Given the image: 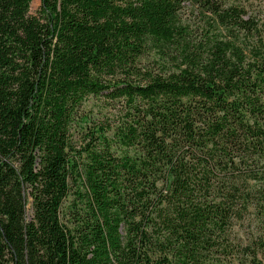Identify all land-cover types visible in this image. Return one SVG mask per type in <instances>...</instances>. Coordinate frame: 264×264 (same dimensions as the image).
Returning <instances> with one entry per match:
<instances>
[{
	"label": "trees",
	"instance_id": "16d2710c",
	"mask_svg": "<svg viewBox=\"0 0 264 264\" xmlns=\"http://www.w3.org/2000/svg\"><path fill=\"white\" fill-rule=\"evenodd\" d=\"M32 1L0 0V264H264V0Z\"/></svg>",
	"mask_w": 264,
	"mask_h": 264
},
{
	"label": "rangeland",
	"instance_id": "374dc122",
	"mask_svg": "<svg viewBox=\"0 0 264 264\" xmlns=\"http://www.w3.org/2000/svg\"><path fill=\"white\" fill-rule=\"evenodd\" d=\"M39 6H40V0H33L31 5H30L29 14L31 16H37ZM27 215H30V206H28Z\"/></svg>",
	"mask_w": 264,
	"mask_h": 264
}]
</instances>
